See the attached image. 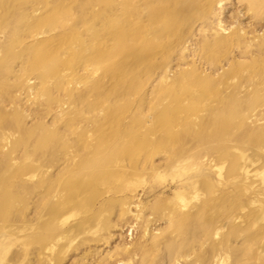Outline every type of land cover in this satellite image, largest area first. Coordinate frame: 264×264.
I'll list each match as a JSON object with an SVG mask.
<instances>
[{
  "label": "rangeland",
  "instance_id": "rangeland-1",
  "mask_svg": "<svg viewBox=\"0 0 264 264\" xmlns=\"http://www.w3.org/2000/svg\"><path fill=\"white\" fill-rule=\"evenodd\" d=\"M0 264H264V0H0Z\"/></svg>",
  "mask_w": 264,
  "mask_h": 264
},
{
  "label": "bare ground",
  "instance_id": "bare-ground-1",
  "mask_svg": "<svg viewBox=\"0 0 264 264\" xmlns=\"http://www.w3.org/2000/svg\"><path fill=\"white\" fill-rule=\"evenodd\" d=\"M119 38H121L120 37V35H119ZM118 39V38H117ZM123 49H125L124 47H121V49L120 50H123ZM38 60H39V58H38ZM39 62H40V60H39ZM43 63H45L44 61H43ZM46 64V63H45ZM47 65V64H46ZM44 68V67H43ZM45 69V68H44ZM47 74V73H46Z\"/></svg>",
  "mask_w": 264,
  "mask_h": 264
}]
</instances>
